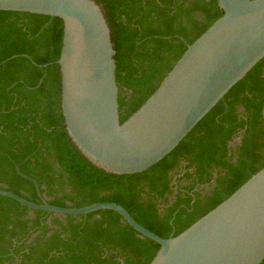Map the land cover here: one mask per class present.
<instances>
[{"label":"trees","instance_id":"trees-1","mask_svg":"<svg viewBox=\"0 0 264 264\" xmlns=\"http://www.w3.org/2000/svg\"><path fill=\"white\" fill-rule=\"evenodd\" d=\"M93 1L115 51L120 123L223 15L217 0ZM62 37L59 18L0 11V188L62 208L115 203L166 239L264 167V58L161 161L116 175L90 161L65 129ZM158 249L111 210L59 217L0 196V264H149Z\"/></svg>","mask_w":264,"mask_h":264},{"label":"water","instance_id":"water-1","mask_svg":"<svg viewBox=\"0 0 264 264\" xmlns=\"http://www.w3.org/2000/svg\"><path fill=\"white\" fill-rule=\"evenodd\" d=\"M217 1L223 15L187 46L154 93L123 123L110 30L93 0H0V11L62 21L56 64L65 129L97 167L130 175L146 171L173 151L264 58V0ZM0 196L59 217L116 212L141 238L159 245L149 264H260L264 260V167L182 233L166 239L142 227L115 203L62 208L44 200L31 203L4 188Z\"/></svg>","mask_w":264,"mask_h":264},{"label":"rangeland","instance_id":"rangeland-1","mask_svg":"<svg viewBox=\"0 0 264 264\" xmlns=\"http://www.w3.org/2000/svg\"><path fill=\"white\" fill-rule=\"evenodd\" d=\"M239 142H240V138H236V139L234 140V142L232 143V147H233V148H236V147L239 145Z\"/></svg>","mask_w":264,"mask_h":264}]
</instances>
